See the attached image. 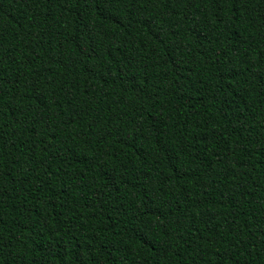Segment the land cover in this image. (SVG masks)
<instances>
[{
    "label": "trees",
    "instance_id": "16d2710c",
    "mask_svg": "<svg viewBox=\"0 0 264 264\" xmlns=\"http://www.w3.org/2000/svg\"><path fill=\"white\" fill-rule=\"evenodd\" d=\"M0 264H264V0H0Z\"/></svg>",
    "mask_w": 264,
    "mask_h": 264
}]
</instances>
